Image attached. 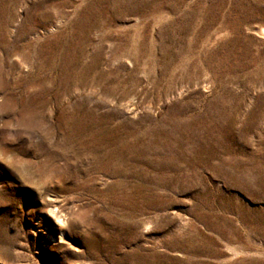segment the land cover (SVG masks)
<instances>
[{
    "label": "rangeland",
    "instance_id": "obj_1",
    "mask_svg": "<svg viewBox=\"0 0 264 264\" xmlns=\"http://www.w3.org/2000/svg\"><path fill=\"white\" fill-rule=\"evenodd\" d=\"M0 264H264V0H0Z\"/></svg>",
    "mask_w": 264,
    "mask_h": 264
}]
</instances>
